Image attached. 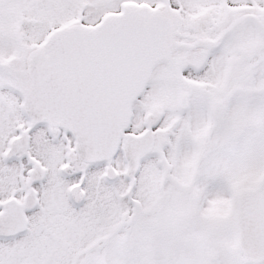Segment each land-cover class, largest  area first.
Wrapping results in <instances>:
<instances>
[{"label":"snow or ice","instance_id":"snow-or-ice-1","mask_svg":"<svg viewBox=\"0 0 264 264\" xmlns=\"http://www.w3.org/2000/svg\"><path fill=\"white\" fill-rule=\"evenodd\" d=\"M0 264H264V0H0Z\"/></svg>","mask_w":264,"mask_h":264}]
</instances>
